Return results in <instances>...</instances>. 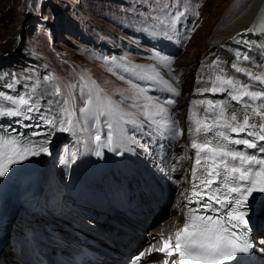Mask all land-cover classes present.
<instances>
[{"label":"snow or ice","instance_id":"obj_1","mask_svg":"<svg viewBox=\"0 0 264 264\" xmlns=\"http://www.w3.org/2000/svg\"><path fill=\"white\" fill-rule=\"evenodd\" d=\"M174 6L163 5L164 15L154 16L152 19L167 27L174 26L183 16V12L168 11ZM235 57L236 61L251 60L249 55L239 51L235 53ZM102 59L116 69H123L132 78L155 81L174 96L180 95L179 77L164 79L156 65L137 64L123 56H103ZM153 59L171 70L170 58L154 52ZM218 61L217 57L212 63L220 74L211 82L212 87L209 90L213 93H224L229 99L193 100L192 105L199 106L197 112L203 114L202 118H196L197 113L193 112L190 106L187 132L190 147L195 154L191 169V188L187 194L181 193L185 202L183 207L187 209L183 227L178 228L174 234H169L166 239L163 233L160 234L162 247L155 251L163 252L170 258L165 260L164 264H226L234 261L240 254H248L256 248V243L250 235V201L257 194L264 195V143H261L264 142V111H261L264 109V91H253V84L225 74ZM231 67L238 73H244L251 81L264 85V73L254 74L251 70L240 67L237 62L232 63ZM108 71H114V68L109 67ZM9 75L7 72L3 73L0 80ZM11 77V82L4 85L9 91H0V117L20 118L16 121L18 124L22 120L38 122L23 125L25 128L37 129L31 133L15 128H0V178L8 175L15 165L41 154H50L48 145L51 132L39 130L45 126L61 132H75L82 130V119L89 123L90 127H95L100 117H105L106 139L102 138L99 128H96L94 136L96 156L103 155L101 149L116 152L128 144L138 143L127 134L126 124L148 123L154 126L156 131L167 134L170 138H179L185 133V129L180 128L179 121L174 118L175 114L165 106L175 104L174 99L169 98L162 104L157 98L146 95L145 88L125 75H120L119 79H127L130 87L119 92L118 100L105 93L94 81L91 82V87H81L83 106L78 108L79 116L74 103L75 96L71 91L76 85L67 86L69 90L65 92L54 77L45 76L43 81L37 80L31 86L24 84L23 87L27 89L25 92L10 94L15 92L16 85L21 83V78L15 73H12ZM81 80H84L83 76ZM197 92L199 93V89ZM139 98L143 99V103L138 102ZM126 101H131L128 107L137 109V112L127 111L124 106ZM231 101H235L236 106ZM256 101L260 103L256 104ZM139 116H143L144 120H140ZM37 136L45 138L35 140L34 137ZM141 147L147 150L148 145ZM248 149L255 152H249ZM118 154H122V151ZM173 169L175 170V166ZM192 204L196 207H189ZM260 243L264 244V241ZM152 251V248L147 252L141 251L134 258L133 264H139L143 258L150 256ZM260 251H264V247ZM175 257H178V261Z\"/></svg>","mask_w":264,"mask_h":264},{"label":"rangeland","instance_id":"obj_2","mask_svg":"<svg viewBox=\"0 0 264 264\" xmlns=\"http://www.w3.org/2000/svg\"><path fill=\"white\" fill-rule=\"evenodd\" d=\"M161 1L141 0L142 4H139L136 1L132 3L128 0H0V73H3L2 70H5L1 66L8 64L6 60L16 59L17 62H14L13 65L15 69L20 66L28 68L33 66L36 61V64L40 68L46 70L45 76L49 73L57 77L56 81L62 85L63 91L66 92L65 87L68 91L67 86L69 85H76L71 91L75 96L74 103L77 108V116H79L78 108L83 106L80 89L85 85L91 87L92 81L99 88L103 89L105 93L111 95L113 99L118 100L119 92L130 87L127 79L121 80L119 76L125 75L136 83L135 79L130 74L125 73L123 69H116L115 66L106 64L102 57H121L113 50V45L121 54L126 55L129 53L130 61L140 63L141 65H150L154 59L143 58L134 55L130 51L136 53V49L140 47L136 38L147 39V31L157 22L152 19L154 15L151 13L152 11L148 12V8L152 9V7L160 4ZM183 2L190 9L192 23L187 27L189 36L188 45L185 49H181V54L177 61V69L181 71L183 77L182 83L188 75L190 80H192L195 72L194 68L197 64V56L206 54L209 33L211 35L225 21L237 15L249 4L250 0H182L179 3L175 2L174 7L176 10L183 12L184 16H187V12H184L186 5ZM197 12L199 15H196ZM17 33L19 42L13 46L12 51H6L4 48V51L1 50L2 46L12 42ZM260 42L257 44L261 53L264 54V40ZM22 48H26L29 53L31 52V57L22 54L20 52ZM15 65H19V67ZM153 65L159 67L157 63H153ZM109 67L114 68V71H108ZM25 72L27 71L25 70ZM187 72L189 73L187 74ZM81 76L84 77L83 81L81 80ZM182 83L180 84L181 86ZM5 84L4 81L0 80V90ZM252 84L256 85V88L261 86L258 83ZM255 87H252L253 91H258ZM180 89L183 90V95L180 97L182 98V104L185 103L186 105V99L190 90L185 91V88ZM85 90L87 89L85 88ZM125 94L132 95V93ZM146 95L149 94L146 92ZM138 102L143 103V99L139 98ZM130 103L131 101L125 102L124 106L127 108V111L137 112V109L128 107ZM255 103L259 104L260 102L256 101ZM139 119L144 120V117L139 116ZM104 120L105 117L101 116L95 127H90L89 123H85L82 119L80 124V129L82 130L64 132L63 136L56 139L55 143L58 148L56 159L61 158L62 161L68 160L67 163L64 162V165L69 168L64 171L65 173L70 174V169L73 171L75 166L82 165L89 158L86 149L93 148L96 128L102 129ZM143 125H134V127L138 128ZM125 127L127 134L131 137L128 133V124ZM147 128L146 126V128H141V130L145 131ZM54 164L56 166L54 170L58 171L61 168V164L57 161ZM145 165L150 166L146 161ZM182 165L184 166V164ZM114 179V177L110 179V185ZM176 193L177 191L174 192L172 200ZM128 196L129 194H126V198L129 200ZM140 196L142 200V195ZM66 201H70V204L67 205L65 202H62L61 212L65 214L66 211L70 216H76L77 212L70 208V205L75 202L74 199L69 198ZM147 205L149 206L150 204ZM158 205L160 203L156 202L154 205L157 206L156 209L159 208ZM171 206L172 204L169 209H171ZM145 207L147 208V206ZM158 220L154 223L153 221L152 223L148 221L149 226L140 232L142 237L152 242L151 248H154L153 250L158 249L160 239L157 238L158 234H152L150 229L157 225ZM86 223L87 225L84 224L85 226H92L90 228L93 231L100 233L96 230L92 221L87 220ZM106 223L124 233L123 226L107 221ZM132 227L130 231L137 232V227ZM125 236L127 235L124 234L120 237L123 239ZM9 243L12 245V238ZM145 244L147 245L148 242H145ZM152 256L154 257L153 254ZM21 258L27 259L28 257L22 256ZM155 260L158 263L162 262V260Z\"/></svg>","mask_w":264,"mask_h":264},{"label":"bare ground","instance_id":"obj_3","mask_svg":"<svg viewBox=\"0 0 264 264\" xmlns=\"http://www.w3.org/2000/svg\"><path fill=\"white\" fill-rule=\"evenodd\" d=\"M245 29H253V30L252 31H245ZM261 40H264V0H250L249 4L243 10H241L237 15H235V16L231 17L230 19H228L227 21H225L221 25V27L219 29H217L216 31H214L213 33H211V35L209 33V37L207 40V42H208L207 47L208 48L206 50V54L197 56V58H196L197 64L194 68L195 72L193 74L192 80H190L189 75H188V77H185V80L183 81L182 86L180 85L181 88H185V91L190 90V92L188 94V98L186 99V101H187L186 105L188 103L191 106V108L193 109L192 111L197 113L196 118H200L201 116H203V114L201 112H197V109L199 106L198 105H192L193 100L200 101V99H202L204 101H207V100L216 101V100H222L223 97L226 96V94H223V96L214 95V93L211 91L212 94L210 95V98H207V97L201 98L204 91H202L200 88L205 87V86L206 87L209 86V89H211V87H212L211 82L213 80H215V77L218 74H220L219 71L215 72L217 67H216V65H214L212 63L214 60L217 59V57L219 58V61H218L219 67L224 69L225 74L231 75V76H233V77H235V78H237V79H239L245 83H251V84L256 83L254 81H251L244 73L236 72V70L231 67V64L234 62H237V63H239L240 67L249 69L254 74L264 73V54L261 53V51L258 47V44H257L258 42L261 43L260 42ZM17 42H19L18 33L16 34L15 38H13L12 42L2 46L1 50H3V48H4L6 51L10 52V51H12L13 46H15ZM139 44L141 46L143 45L145 48H151L150 46H146V45L141 44V43H139ZM261 49L263 50V48H261ZM237 51H239L241 54L249 55L251 57V60L250 61H244L241 59L240 61H236L235 53ZM20 52L22 54L26 55L27 57H31V54H30L31 52L29 53L28 50H26V48L20 49ZM199 58H200V60H199ZM7 62H8V64H3L1 66L5 69V70H2L3 73L7 72L10 74L4 82H6V84L11 82V79H12L11 74L12 73H15L19 78H21V83L16 86L15 92H12L10 94H15L16 92L23 93L27 90L23 87L24 84H28L29 86H31L37 80L43 81V79H41V78L45 77L46 70L40 68V66H38L36 64L37 63L36 61L34 62L33 66H30L28 68H24V66L19 67V65L18 66L15 65V66L19 67L16 69L13 67L14 62H17L16 59L10 60V61L6 60V63ZM153 63L158 64V62L155 60H152L151 65H153ZM24 69L27 72H25ZM157 69L159 71L163 72L164 77L167 80H170V77L167 76V72L164 71L165 67L163 65L159 64V67H157ZM21 70H22V72H21ZM188 73L189 72H187V74ZM47 76L54 77L55 81L57 79V77L54 74L51 75L48 73ZM28 77H31V79H28ZM198 80H199V82H198ZM56 82L58 83V81H56ZM58 84L60 85V83H58ZM43 86L44 85L42 84V87ZM60 86L62 88V85H60ZM64 87H65V85H64ZM263 87H264V85H261L259 88H263ZM65 89L67 92L66 87H65ZM198 89H199V93L197 92ZM48 90L51 91V88H49ZM0 91L8 92L9 90L2 87V89ZM200 93H202V94H200ZM49 98H51V97H49ZM181 100H182V98L180 99V101ZM41 103L43 104L44 101H41ZM180 103L182 104V101ZM231 103L234 106H236L235 102H231ZM261 111H264V109H261ZM256 122L259 123L258 120ZM188 124H189V122H188V117H187L186 118V127H185L186 133H187ZM46 127H47L46 131L51 132V135L49 137L50 143L48 145L50 154H41L40 156L33 157V158L29 159L28 161H26L22 164L15 165L10 170L8 175H6L3 178H0V206H1L0 214L3 215V219L6 217H7V219L10 218V223L8 224V227H9V225L12 224V221L16 217L21 216V213L24 215H29V216L31 215L30 216L31 219L34 216V214L32 212L26 210L27 208H29V205L25 201L27 193H25L24 191L28 185H30V184L33 185L34 181H38L39 178L42 176V166L45 169V171H47L51 167L50 166V159H51L52 154H53V151H52L53 144L56 145V143H55L56 139H58L60 136L64 135V132L58 131L56 129H51L48 126H46ZM44 138L45 137H42V136L34 137L35 140H41ZM261 143H264V142H261ZM126 146L128 149H126V148L117 149V151L115 152V153H120L122 151V154H118L117 156L120 158V160L123 164L128 163V161L131 159L130 153L133 151L130 144H128ZM235 147L242 148L243 146H235ZM187 148H189V150H190L188 154H187V152H188ZM96 150H97V147H96L95 151ZM184 150L186 152V156H183L181 154V152H183ZM101 151L103 153V155L100 158L101 163H104V162L109 163L112 158H115V154L111 151H108L106 148L101 149ZM247 151L255 152V150H251V149H248ZM192 153H193V158H195L194 150L191 149V147H187V144H185L181 147L179 146L176 151L172 150V149L167 151L166 157L168 159V164L164 168L165 174L160 173L159 175H157L156 174L157 171H155L152 174L151 171H153L154 168H153V170L145 171V173L147 174L146 177L148 180L147 184L141 185V188H142L141 192L139 191L140 188H138V191L135 190L136 194H141V195L145 194V196L148 200L147 204H150L149 206L147 205V209L145 211H143L142 205H141V209H140V211L142 210L143 213L147 214L146 218H144L145 223L143 224L145 226V228L147 226H149L148 221H151V223L153 221V223H154L160 217L157 225L154 227L151 226L152 228L150 229V232L152 234H156V235L158 234L157 238L160 239V242H161V236H160L161 233H163L165 235L170 230H172L173 228L179 227L184 222V207H183L184 200H183V197L181 196V190H179V193H177L175 195L174 199L172 200L171 196H173L174 192L173 191L165 192V190L162 189V187H165L166 183H169V184H173V183L169 180L168 181L167 180L166 181L161 180V178L163 177V175H166V174H173L175 176H179L183 171H185V169L187 167L191 166V168H192L194 165V162H195L192 158ZM189 154H190V156H189ZM262 155H264V154H262ZM182 157H184V159H181ZM152 160H153V158L151 157L150 162H149L151 167H152V163H151ZM178 161H179V163H178ZM182 164H184V166ZM173 166H175V170L173 169ZM136 168H137V165H136ZM153 175H154L156 181L153 180ZM190 176H191V173H190ZM159 177H161V178H159ZM132 178L134 180L137 179V173L136 172L132 173ZM160 183H161V185H160ZM159 185H160V187L157 188L156 186H159ZM185 185L188 186V184H186V183H185ZM137 187H139V186H137ZM145 189H147V190H145ZM183 193L187 194V192H183ZM80 196L83 197L84 192H82L80 194ZM134 200H135V198H134ZM253 200L262 202V206H264V195L257 194L255 196V198L252 199L251 201H253ZM156 202L160 203V205H158L160 211L158 210L157 213H154V210L156 209V206H154V205L156 204ZM57 204H58V202L55 204V206H58ZM136 204L140 206V203H136ZM171 204H172L171 209H169ZM177 205H179L180 207L178 208ZM19 206H21V208L16 211V209L19 208ZM75 206H77V205H75ZM75 206L72 205V207H71L72 210H75ZM77 209H78L77 214H79V215H76V216H78L79 218L80 217L84 218L83 224H85V222L87 220H89V221L93 222L96 230H98L100 233L108 234L111 236H115L117 234V230H118L117 228L111 227L106 223V221H100V220H98L97 217H94L95 215L92 214V210L95 209V207H92L91 204L81 202L80 207H78ZM106 209H107V211H110V212L111 211L115 212L117 210L119 211V208H116V207L110 208L109 203H108ZM56 213L58 214V211H55V214ZM258 213L263 214V217H264V209H260L258 211ZM122 214H126V213L122 212ZM46 215L48 217L51 216V214H49V213ZM92 216H93V218H92ZM25 219H26V216H25ZM88 227L89 226H85V228L87 230H89L90 232H94L91 228L88 229ZM125 230H127V229H125ZM257 231H259V229H257ZM260 233H264V232H260ZM46 234H47V232L43 231V235H46ZM126 234L128 236L127 241L123 242L122 244H124V246L126 248L132 249V246H130L132 244V236H133V238H137V239L139 236L138 235L134 236L136 234L134 232H131V231L126 232ZM25 235L27 237L26 240L28 241V242H26V246H23L22 250H21V248H19V250H20L19 253L9 252L8 260L9 261L15 260L14 264H34L35 262H40L42 259L45 260L46 258L39 256V251H38V249H36L38 244H36L35 241L33 240V239H35L33 229H29L28 233L25 232ZM5 238H6V241H5V246H6L8 244V234L5 236ZM111 239H113V238H111ZM142 241L144 243L148 242V244L146 246H151L152 242H149L148 239H145L142 237ZM260 241H264V238H260ZM5 246L2 249L3 252H4ZM46 246H48V245H46ZM262 247H264V244H262ZM153 255L156 256L155 250H154ZM22 256H25L28 258L22 259L21 258ZM152 257L153 256L150 255L149 260L156 261V260H152L153 259ZM160 263H162V262H160Z\"/></svg>","mask_w":264,"mask_h":264},{"label":"trees","instance_id":"obj_4","mask_svg":"<svg viewBox=\"0 0 264 264\" xmlns=\"http://www.w3.org/2000/svg\"><path fill=\"white\" fill-rule=\"evenodd\" d=\"M84 225V224H83ZM90 227H88V229H89Z\"/></svg>","mask_w":264,"mask_h":264}]
</instances>
